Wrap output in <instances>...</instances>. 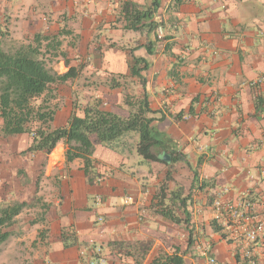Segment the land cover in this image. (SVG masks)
<instances>
[{
  "label": "crops",
  "instance_id": "0c3cea01",
  "mask_svg": "<svg viewBox=\"0 0 264 264\" xmlns=\"http://www.w3.org/2000/svg\"><path fill=\"white\" fill-rule=\"evenodd\" d=\"M124 3L148 12L139 30L129 26ZM35 35L60 43L47 54L60 74L67 70L62 55L70 66L83 67L71 87L82 104L100 99L106 109L127 116L123 96L146 93L162 141L153 153L169 159L168 165L139 162L134 172L139 156L133 138L125 137L120 152L95 144L92 159L101 178L88 185L81 161L64 163L62 142L42 159L19 156L29 137L0 139V201H24L17 195L33 185V165L47 162L56 193L45 200L43 221L34 224L45 229L44 264H86L94 246L108 264H139L109 247L134 240L153 242L140 264H150L158 250H185V226L151 208L166 178L169 191L191 195L188 211L198 243L184 254L186 264L210 258L216 264H264V243H246L240 229L252 223L244 200L264 217V0H0V49L30 44ZM132 57L146 63L139 79L129 76ZM63 118L55 114V127L64 125ZM169 154L177 161L170 163ZM194 172L203 190L192 189ZM127 197L131 201L124 204ZM216 200L242 214L232 221L220 214L229 219L225 225L218 220L224 239L209 227ZM63 231L73 234L76 246L64 247Z\"/></svg>",
  "mask_w": 264,
  "mask_h": 264
},
{
  "label": "trees",
  "instance_id": "16d2710c",
  "mask_svg": "<svg viewBox=\"0 0 264 264\" xmlns=\"http://www.w3.org/2000/svg\"><path fill=\"white\" fill-rule=\"evenodd\" d=\"M123 12L130 15L129 26L135 31L139 30L138 24L148 16L147 11L139 12L127 3L123 5ZM55 40L56 37L35 35L30 44L19 45L10 51L0 49V139L27 136L30 138V145L21 151L19 156L40 154L43 156L42 159L47 158L56 145L62 142L64 163L68 165L75 160L81 161L80 170L88 185L95 184L101 178L95 171V162L92 159L95 144L120 152L125 137L130 136L135 141L133 147L136 154L143 161L168 165L153 153L155 149L160 148L162 141L152 126L158 120L155 117L157 112L150 109L146 93L123 96L122 103L127 116H120L106 109L100 99L90 98L85 104L74 105L64 125L51 127L58 110L56 99L59 88H71L83 68L79 65L70 66L65 55H62L67 70L61 74L54 71L49 65L47 54L50 49L55 50L56 46L60 45ZM42 42H48L44 49ZM143 64H146L144 60L132 57L129 76L139 79L140 72L144 70ZM76 110L78 111L75 112ZM169 156L170 163L177 161L171 154ZM193 174L192 189L197 186V189L203 190L205 185H198L197 173ZM167 182L166 178L154 195L151 208L156 216L173 224L185 226L186 248L180 250L179 247H175L168 252L158 250L150 264H186L183 256L197 242L191 214L188 211L192 203L191 195L184 196L176 191H169ZM38 204L39 199H34L32 203L0 201V244L5 243L11 236L4 230L15 224L22 211ZM210 204L211 202H208V205ZM40 207L46 210L48 205L44 203ZM179 211L182 218L178 216ZM42 221L40 217V220H33L30 224ZM209 227L213 233L219 234L222 239L225 238L223 228L215 220L209 222ZM61 236L64 247L77 245L69 231H63ZM38 238L44 240V230L39 232ZM109 247L120 257L140 264L151 252L153 242L151 240L114 242L110 243Z\"/></svg>",
  "mask_w": 264,
  "mask_h": 264
},
{
  "label": "rangeland",
  "instance_id": "374dc122",
  "mask_svg": "<svg viewBox=\"0 0 264 264\" xmlns=\"http://www.w3.org/2000/svg\"><path fill=\"white\" fill-rule=\"evenodd\" d=\"M13 48L15 47H11L10 50H12ZM48 59L50 67H52L54 71L60 74V69H58L57 62L54 59H51V57H49ZM56 101V103L58 104V110L56 111L57 115L59 114L60 116L64 117V120H67L72 112V109L74 108V105H82V96L78 90H72L69 87H60L59 92H57ZM77 111L78 110H76L75 112ZM61 125H63V122L61 123ZM55 126L57 125L52 122L51 127ZM18 146L21 148V141L19 142ZM134 156L137 158L136 152ZM139 162H143L140 157L134 160V163L132 165V169L134 172L139 168L141 169V166H139ZM41 163H44L43 166L40 165ZM46 164L47 162L45 163L43 160L36 161V164L33 165L30 171L31 179L34 180L31 182V184L33 183V185L29 187V190L25 189L24 191H22V193L19 192L17 195L18 198H22L24 196V201L28 203H32L34 199H39L40 204L35 205L31 209L23 210L22 213L16 218L15 224L4 230L9 232L11 236L5 243L0 244V264H44V262L42 261L43 240L41 238H38V234L40 231H45V229L41 228L40 224L34 226L31 225L30 222L33 220H40V217H42L44 214V211L42 210L40 205L44 203L49 204L45 200H49L53 192L56 191L53 181L49 182L51 175L47 176L46 174V169L48 168ZM142 169L144 168L142 167ZM25 172L26 171L22 169L19 174L22 182L24 183L27 182V174ZM54 174L52 172V175ZM22 201L23 200L7 201L6 203Z\"/></svg>",
  "mask_w": 264,
  "mask_h": 264
},
{
  "label": "built area",
  "instance_id": "2783aa9c",
  "mask_svg": "<svg viewBox=\"0 0 264 264\" xmlns=\"http://www.w3.org/2000/svg\"><path fill=\"white\" fill-rule=\"evenodd\" d=\"M130 201L131 198L127 197L126 199H124L123 203L127 204ZM97 202L100 203L98 199ZM241 205V207H243L251 215L252 221L251 224H243L240 226V229L245 237L246 243L253 244L257 243L258 241H262L264 243V217H258L254 215V204L250 201L244 200ZM212 207L215 211H218L215 217V221L217 222V224L219 223L218 220L221 219L224 222V225L227 224V222L229 221V219H227L226 217L220 216V214L223 215V212L229 214V218L231 221L236 220L238 218H242V214L237 208L229 204H224L219 200L214 201ZM101 221V218L97 220L98 223H100ZM86 264H108V261L103 255H101L100 248L94 246L92 254L86 260ZM207 264H216V261L210 258L207 261Z\"/></svg>",
  "mask_w": 264,
  "mask_h": 264
},
{
  "label": "water",
  "instance_id": "95a60500",
  "mask_svg": "<svg viewBox=\"0 0 264 264\" xmlns=\"http://www.w3.org/2000/svg\"><path fill=\"white\" fill-rule=\"evenodd\" d=\"M163 160H164V161H168L169 159H168V157H167L166 155H164V156H163Z\"/></svg>",
  "mask_w": 264,
  "mask_h": 264
},
{
  "label": "bare ground",
  "instance_id": "6f19581e",
  "mask_svg": "<svg viewBox=\"0 0 264 264\" xmlns=\"http://www.w3.org/2000/svg\"><path fill=\"white\" fill-rule=\"evenodd\" d=\"M56 156V155H55ZM54 155H53V157H55Z\"/></svg>",
  "mask_w": 264,
  "mask_h": 264
}]
</instances>
